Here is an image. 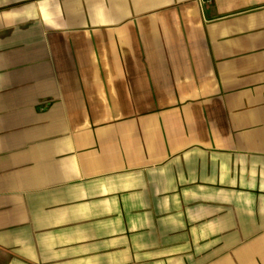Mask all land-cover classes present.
Segmentation results:
<instances>
[{
  "label": "crops",
  "instance_id": "crops-1",
  "mask_svg": "<svg viewBox=\"0 0 264 264\" xmlns=\"http://www.w3.org/2000/svg\"><path fill=\"white\" fill-rule=\"evenodd\" d=\"M0 264H264V0H0Z\"/></svg>",
  "mask_w": 264,
  "mask_h": 264
}]
</instances>
